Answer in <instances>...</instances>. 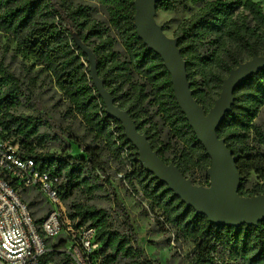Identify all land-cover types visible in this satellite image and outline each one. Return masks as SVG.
<instances>
[{
    "label": "trees",
    "instance_id": "trees-1",
    "mask_svg": "<svg viewBox=\"0 0 264 264\" xmlns=\"http://www.w3.org/2000/svg\"><path fill=\"white\" fill-rule=\"evenodd\" d=\"M84 1L0 0V31L54 79L69 108L82 117L96 141L86 143L63 129L71 143L67 140L60 153L50 152L49 144L60 141L59 135L42 131L44 125L54 128L48 119L16 112L22 98H29V88L1 59L0 111L9 135L20 144V154L33 158L40 170L61 178L64 202L77 192L92 196L109 190L115 209L75 202L69 206L75 227L97 228L101 246L95 264H157L141 244L128 208L113 186L111 158L120 163L117 172L124 174L123 179L143 194L152 210L160 212L157 221L194 244L192 264H264V221L238 227L213 224L143 167L122 124L108 115L91 78L89 55L79 41L91 48L105 86L164 161L176 164L195 184L209 186L212 159L178 105L163 59L138 36L135 0ZM157 8L191 12L179 23L175 37L187 61L194 96L206 112L214 106L233 68L254 54L264 55V8L259 1L163 0ZM263 108L264 69L238 86L232 110L218 128L219 137L236 158L243 196L264 194V122L258 121ZM72 142L82 155L70 153ZM106 151L109 159L104 158ZM252 175L261 183L245 192L244 181ZM64 245L62 238L51 241L53 250L43 256L41 264H68L69 257L60 251ZM218 254L228 261L219 263Z\"/></svg>",
    "mask_w": 264,
    "mask_h": 264
},
{
    "label": "water",
    "instance_id": "water-1",
    "mask_svg": "<svg viewBox=\"0 0 264 264\" xmlns=\"http://www.w3.org/2000/svg\"><path fill=\"white\" fill-rule=\"evenodd\" d=\"M161 1L163 0H135V26L139 38L163 59L171 74L178 105L212 159V165L208 169L210 185L195 184L176 164L167 163L161 158L147 134L139 130L129 111L118 104L112 92L105 86L91 48L79 41L89 55L92 81L108 115L122 124L127 140L136 147L143 167L167 184L187 206L192 207L198 214L205 215L216 225H258L260 221H264V194H240L242 175L233 151L225 139L219 137L218 128L232 110L238 86L264 69V55L254 54L251 59L233 68L223 80L222 91L214 106L206 112L194 96L188 77L187 61L182 55L178 37H170L156 21L157 5Z\"/></svg>",
    "mask_w": 264,
    "mask_h": 264
},
{
    "label": "rangeland",
    "instance_id": "rangeland-1",
    "mask_svg": "<svg viewBox=\"0 0 264 264\" xmlns=\"http://www.w3.org/2000/svg\"><path fill=\"white\" fill-rule=\"evenodd\" d=\"M76 1L87 3L84 0ZM255 1H259L264 8V0ZM193 10H197V7H194ZM101 13L102 9H100L99 15H102ZM190 15L191 12H165L159 10L156 21L165 28V32L170 37H175V31L179 23ZM0 59L4 62L8 71L19 77L29 88V98H22V105L16 112L18 114L42 117L44 120L48 119L54 128L44 125L42 131L49 132L52 135H59L60 141L53 140L49 144L48 150L50 152L60 153L62 151L64 145L68 143L67 140L70 141L68 133L83 137L86 143L95 140L94 134L84 124L82 117L76 115L69 108L68 101L54 79L47 72H41V67L36 64L35 60L18 51L15 40L1 31ZM258 121L264 122V108L258 117ZM63 129L68 133H63ZM70 153L79 156L83 154V151L77 144L72 142ZM109 155V151H106L104 158L109 159ZM109 167L113 186L122 202L128 208L138 232L139 240L148 255L157 264H192L194 244L185 239H179L172 229L157 221L156 216L160 212L157 209L152 210L149 202L144 199L143 194L136 191L133 185L126 182L119 175L117 171L121 168V165L117 159H109ZM202 180L205 181L204 178ZM258 183H261V181H259L256 175H252L247 181H244L245 192L253 190L254 186ZM134 186L139 188L136 183ZM108 191L100 190L92 196L87 193L77 192L68 202L63 201V204L68 213L70 204L74 202L112 210L115 209V206L108 198ZM23 198L29 203L34 202L31 208L37 219L45 218L52 209L39 190H27L23 192ZM161 219L163 220V217ZM57 259L58 257L56 256L55 260ZM216 259L219 263L228 261L221 254H218Z\"/></svg>",
    "mask_w": 264,
    "mask_h": 264
},
{
    "label": "built area",
    "instance_id": "built-area-1",
    "mask_svg": "<svg viewBox=\"0 0 264 264\" xmlns=\"http://www.w3.org/2000/svg\"><path fill=\"white\" fill-rule=\"evenodd\" d=\"M60 184L59 176L40 170L33 158L20 154V144L9 135L0 111V264H41L53 250L50 242L60 238L65 240L60 251L69 257L68 264H95L101 246L97 228L74 226ZM31 189L39 190L52 207L40 223L23 198L22 192Z\"/></svg>",
    "mask_w": 264,
    "mask_h": 264
}]
</instances>
